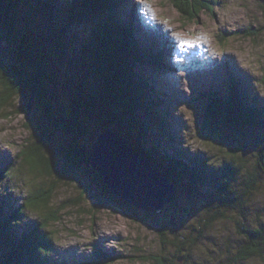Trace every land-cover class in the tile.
<instances>
[{
    "label": "rangeland",
    "instance_id": "374dc122",
    "mask_svg": "<svg viewBox=\"0 0 264 264\" xmlns=\"http://www.w3.org/2000/svg\"><path fill=\"white\" fill-rule=\"evenodd\" d=\"M75 2L51 0L44 2L47 4L43 7L38 6L40 9L29 3L16 12V24L27 35L42 33L37 40L47 57L51 82H47L46 87L51 104L55 106L57 101L62 106L68 104L74 90L80 88L86 97H90L87 102L91 103L87 111H82V126L90 130L96 124L105 123L120 139L133 143L135 137L132 136L130 141L121 134L124 127L120 125L118 128L113 124L114 113L107 115L111 119L98 115L104 110L93 98L100 87L97 76L88 74L87 67L78 59L74 64L76 56L51 55L44 49V43L55 39L58 30L65 31L64 25L79 41H93L92 35L101 31L103 20L100 12L92 14L88 22L71 25L67 11ZM117 9L137 31L134 36L141 44L139 47L150 50L154 56L160 55L161 59V66H153L147 57H143L141 50V63H134L137 69L151 77L154 90L164 94V105H160L159 110H168L172 118L169 129L174 138H165L162 130L152 126L154 122L151 121L153 130L148 141L159 143V153L177 161L198 156L215 166L223 156L228 158L229 152L237 146L235 154L243 156L244 162L242 159L237 161L240 163L238 178L231 177L228 182L233 189L238 188L242 173L253 170L251 167L255 166L256 145L260 141L257 136L263 138L261 143L264 144V128L243 127L231 131L232 145L224 143L221 147L201 139L196 126L204 110L205 93L214 90L225 95L229 80L238 81V85L247 92L248 99L257 96L264 104V0H215L213 9L202 10L192 21L183 18L170 0H125L120 1V5L118 2ZM172 35L185 37L180 44L184 43L186 47L181 48L178 41L175 46ZM76 43L71 44V48L74 49ZM53 48L48 46L50 51ZM0 54L1 60H8L2 49ZM150 98L152 96L146 98V106ZM24 105L28 110L23 113L21 107ZM43 113L38 104L20 95H14L4 103L0 114L1 216H7L20 205L29 189L30 175L24 170L20 172V153L28 139L42 132L46 122ZM88 137L76 138L80 147L87 146ZM52 140L53 149L57 152H63L70 141L59 133H54ZM144 141V144H149ZM241 146L243 148H239ZM61 155L57 164L59 169L64 161V155ZM161 163V167L166 165ZM169 177L173 179L170 182L179 187L174 204L167 203L155 213L142 212L105 193L86 163L75 165L60 178H53L57 180L50 202L55 208L63 206L59 221L48 227L56 246L55 258L66 264H154L147 257L159 255L158 231L162 229L168 237L172 233L191 231L195 240L189 264H264V256L254 257L248 262L233 257L235 244L244 240L239 228L244 225L253 228L261 221L259 214L264 217V212H260V204H264L263 193L253 191L240 197L239 203L235 204L238 205L237 212L233 208L223 207V210L218 207L223 212L217 214L215 207L223 198L211 180L199 183L177 174ZM238 192H241L239 188ZM209 217L213 219L207 223ZM34 218L35 214L29 213V219L27 222L24 220L19 228L24 229Z\"/></svg>",
    "mask_w": 264,
    "mask_h": 264
},
{
    "label": "trees",
    "instance_id": "16d2710c",
    "mask_svg": "<svg viewBox=\"0 0 264 264\" xmlns=\"http://www.w3.org/2000/svg\"><path fill=\"white\" fill-rule=\"evenodd\" d=\"M42 1L40 3V0H0V49L8 57L7 61L0 59V114L4 103L14 95H20L38 104L44 112L46 121L42 132L28 139L20 153L22 156L20 172L24 170L30 175L29 189L20 205L13 208L7 216L0 215V264H66L65 261L55 258L56 246L48 229L51 223L59 221V213L63 208V206L55 208L50 202L57 180L53 178H60L77 164L88 163L86 145L79 146L76 140L78 136L88 137V134L90 139L99 127H110L108 124L100 123L86 130L82 126V111H87L91 103L87 102L90 97H86L84 90L80 88L74 90L68 104L62 106L57 101L55 107L49 101L46 83L51 82V79L45 60L47 57L37 40L42 33L27 35L16 24L18 23L16 12L22 6L34 3L33 5L40 9L38 6L43 7V4L51 0ZM120 1L125 2V0H76L74 6H69L67 11L71 25L83 24L88 22L92 14L101 13L103 20L101 31L92 35L96 41H79V38L73 36L64 25L65 31L58 30L55 39H48L44 43L46 53L50 52L51 55L57 53L63 57L76 56L74 64L78 59L87 67L88 74L97 76L100 87L93 98L99 101L100 107L104 110L98 115L111 119L107 115L114 113L113 124L118 128H121L120 125L124 127L121 134L130 141L132 136L136 138V141L129 143L131 147L156 167L169 183L173 180L169 176L175 174L191 182L203 183L205 180H211V184L219 191L221 199L223 198L215 209L227 207L237 212L238 205L235 204L240 197L253 191L264 194V144L261 143L263 138L257 136L260 139L256 145L257 161L255 166L251 167L253 170L242 173L238 187L241 192H238V188L233 189L228 182L231 177L238 178L240 163L237 161L243 156L235 154L237 146L233 145L235 150L229 152L228 158L223 156L217 166L210 165L211 162L198 156H188L189 159L186 161H177L174 157L159 153V143L148 141L153 130L151 127H157L162 130L165 138L172 139L174 136L169 129L172 118L168 110L165 112L159 110V106L164 105V94L154 90L153 83H150L151 77L143 70L137 69L134 63H141L142 60L139 58L143 51V57H147L148 63L161 66L160 55L154 56L150 50L139 47L141 44L135 38L137 31L134 26L123 18L118 9L116 10V5L118 2L120 5ZM170 1L183 18L192 21L202 10L209 7L213 9L215 0ZM75 42L77 43L73 49L70 45ZM48 46L54 47L51 49L52 52L48 50ZM246 93L236 80H229L225 95H220L214 90L207 91L206 101L202 106L204 110L200 113V120L196 126L200 138L207 141V144L216 143L222 147L224 143L232 145L231 131L243 127L264 128L263 102L257 96L248 99ZM148 96L152 98L146 106ZM21 110L23 113L26 112L28 106L24 105ZM151 121L154 122L153 125ZM91 124L92 121L89 122V126ZM54 133L70 139L63 152L53 149ZM144 140L149 144H144ZM61 154L64 155V161L59 169L57 164ZM161 162L166 165L159 166ZM174 187L176 191L179 189L175 185ZM104 189L105 193L112 196L109 190ZM260 206V212H264V204ZM223 210L217 209L215 212L221 214ZM29 213H34L35 218L30 219V224L25 225L24 229L19 228L24 220L27 222ZM258 218L261 221L259 220L257 226L252 228L244 225L239 228L244 240L235 244L236 251L233 256L235 260L248 262L254 257L264 256L263 214H259ZM212 219L213 217H209L207 223ZM197 232L201 233V229ZM158 238L159 255L147 259L150 258L154 264L190 263L192 244L195 240L192 239L191 231L182 234L172 233L168 237L167 233L160 229Z\"/></svg>",
    "mask_w": 264,
    "mask_h": 264
},
{
    "label": "water",
    "instance_id": "95a60500",
    "mask_svg": "<svg viewBox=\"0 0 264 264\" xmlns=\"http://www.w3.org/2000/svg\"><path fill=\"white\" fill-rule=\"evenodd\" d=\"M88 166L103 190L146 213L174 204L176 188L110 127L97 129L86 146ZM151 168V170H150Z\"/></svg>",
    "mask_w": 264,
    "mask_h": 264
},
{
    "label": "bare ground",
    "instance_id": "6f19581e",
    "mask_svg": "<svg viewBox=\"0 0 264 264\" xmlns=\"http://www.w3.org/2000/svg\"><path fill=\"white\" fill-rule=\"evenodd\" d=\"M178 32H180V31H178ZM182 32V31H181ZM181 34V33H180ZM171 36V35H170ZM172 37H174V44H175V46H177V41H178V44L179 45H182L181 46V48L182 47H186V45L184 44V43H182V44H180V42H183V41H185V37H183V36H180V35H172ZM180 48V49H181Z\"/></svg>",
    "mask_w": 264,
    "mask_h": 264
},
{
    "label": "snow or ice",
    "instance_id": "6c2138e0",
    "mask_svg": "<svg viewBox=\"0 0 264 264\" xmlns=\"http://www.w3.org/2000/svg\"><path fill=\"white\" fill-rule=\"evenodd\" d=\"M186 43V42H185Z\"/></svg>",
    "mask_w": 264,
    "mask_h": 264
}]
</instances>
